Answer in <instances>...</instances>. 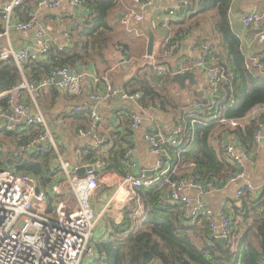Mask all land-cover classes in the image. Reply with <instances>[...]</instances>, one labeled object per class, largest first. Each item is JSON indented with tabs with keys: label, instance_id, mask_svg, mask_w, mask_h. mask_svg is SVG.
<instances>
[{
	"label": "trees",
	"instance_id": "trees-1",
	"mask_svg": "<svg viewBox=\"0 0 264 264\" xmlns=\"http://www.w3.org/2000/svg\"><path fill=\"white\" fill-rule=\"evenodd\" d=\"M82 1L89 14L72 30L69 46H50L46 60L31 57L28 64L23 65L26 80L35 83L33 91L39 108L38 90L43 91L39 85L52 71L75 69L77 63L85 68L102 60L109 47L120 46L111 40V35H116L117 30L108 22L109 13L117 7V0ZM192 1L191 12L213 14V42L217 43L218 52L212 54L215 60L212 67L222 73L215 97L217 107L224 109L227 119L242 121L251 109H264V54L256 52L252 57L244 54L240 39L230 25L231 0ZM21 8L16 10L25 15L26 10ZM179 33H183V29L177 35ZM174 41L170 40L169 44ZM141 72L125 85L124 91L138 93V105L142 109L176 115V125L182 129L179 145L164 146V150L172 166L180 168L182 164L189 163L192 167L184 175L176 172L174 179L189 177L200 185L211 183L217 189L222 188L237 173L236 165L226 156L222 137L226 133L233 135L241 149L248 153L257 141L254 138L255 122L249 119L245 125L230 131L212 122L215 109L207 105L196 107L197 100L194 104L185 103L184 92L177 91L169 73L155 75L152 64L144 66ZM21 79V72L12 59L0 62L1 93L14 88ZM71 113L80 116L74 111ZM81 113L88 117V114ZM261 118L264 121V112ZM218 130L221 131L219 144L214 147L211 139ZM38 131L37 128H24L21 132L2 129L0 135L8 143L0 141V169L11 168L36 178L51 202V186L62 173L57 153L53 149L46 155L19 153ZM123 142V138L110 134L107 143L97 151H88L86 160L89 164L100 161L106 170L124 176L129 171L130 160ZM102 148H105L103 153ZM135 192V198L124 206L122 221L111 224L106 237L92 241L105 264H145L143 255L146 252L153 257L149 264H264V192L259 197L244 193L240 199L230 202L231 233L225 247L217 243L201 216L188 217L179 204L166 198L164 190L158 187L137 188Z\"/></svg>",
	"mask_w": 264,
	"mask_h": 264
},
{
	"label": "built area",
	"instance_id": "built-area-1",
	"mask_svg": "<svg viewBox=\"0 0 264 264\" xmlns=\"http://www.w3.org/2000/svg\"><path fill=\"white\" fill-rule=\"evenodd\" d=\"M33 0H9L0 10L2 31L0 38L8 36L10 32L25 33L35 31V45L33 48L14 50L4 47L0 42V62L12 59L20 70L26 60L31 56L43 59L47 56L50 43L39 28L38 16L31 14L28 20L13 22L12 18L17 8ZM175 8L168 12L169 17L175 15L187 16L193 9L192 0H172ZM137 2H139L137 0ZM66 3L76 8H83L82 0H38L37 5L48 10L55 9ZM142 13L128 10L122 12L119 17V25L128 27L131 23L142 22ZM240 22L244 29L255 30V45L264 46V14L260 11H251L240 16ZM65 37L70 39V35ZM170 42L169 40L167 43ZM176 41L171 43V49L176 50ZM200 57L189 65H183L177 73L193 72L204 69L209 79V100L207 106L216 110L211 118L226 129L233 131L239 126L237 120H229L224 116V109L218 108L216 94L221 72L209 67L208 62L215 51L212 44L202 41L197 46ZM155 75L161 76L166 73L163 65L152 64ZM57 77L61 81L57 84L60 91L69 96H79L84 87L85 78L78 74L76 69L61 68L52 71L49 76L39 85V89L49 88L56 84ZM99 86L101 81L94 80ZM31 91L26 81H22L14 88L1 93L0 101L4 100L6 107L0 111V118L6 121L8 129L37 128L36 136L23 145L19 153L22 155L40 154L46 155L51 149H56L48 124L37 107L36 103L27 102L25 95ZM140 99L138 93H127L118 89L108 82H103L100 88L90 96L92 107L80 106L78 112L88 114L93 122V127L80 130L78 137L93 139V149L97 151L104 143L103 138H96L94 126L102 122V116L97 112L96 106L103 102L120 100L125 103H137ZM200 105L197 104L196 107ZM144 110V109H142ZM263 108L255 107L248 114V119L255 122L257 130L255 140L264 138V121L261 118ZM130 129L138 128L142 123L139 113H132L129 117ZM194 124V121L192 122ZM181 127L174 126L163 137L158 138L149 134L145 137L150 146V152L156 158V176L145 177L133 175L129 170L117 188V197L122 198V203H128L135 198L137 188L158 187L166 192H172L173 203L179 204L188 217L201 216L205 224L213 233L215 239L224 238L226 241L231 233V223L226 210H221L217 219L213 211L205 204L193 201L186 194L189 190H196L200 194L218 190L213 184L200 185L192 178L175 180L174 175L178 166H172L170 160L164 159V146H178ZM227 158L237 167V173L232 176L228 183L241 182L244 177L245 162L248 157L243 149L238 148L237 143H230L225 147ZM65 181L63 188L54 184L51 186L52 202L47 199L46 192L40 188L36 178L23 173H17L11 168L0 169V264H105L104 258L100 257L92 244V236L96 216L90 206V200L95 192L102 188L100 183L101 169L105 165L96 161L89 166L94 169L85 172L83 176L71 173L68 164L58 157ZM88 167V166H86ZM192 167V165H191ZM264 192V185L254 186L246 184L235 192V199H240L244 193ZM54 198L56 203H54Z\"/></svg>",
	"mask_w": 264,
	"mask_h": 264
},
{
	"label": "crops",
	"instance_id": "crops-1",
	"mask_svg": "<svg viewBox=\"0 0 264 264\" xmlns=\"http://www.w3.org/2000/svg\"><path fill=\"white\" fill-rule=\"evenodd\" d=\"M9 0H0V10ZM38 0L29 1L23 4L21 10H26L25 15L20 10H15L13 22H23L28 20L31 14L38 16L39 28L43 30L45 38L48 39L50 46L59 48L68 47L69 41L66 34H71L72 30L78 24L83 22V18L89 13L86 8H76L63 3L55 9L48 10L37 5ZM117 0V7L114 8L108 16V22L111 27L117 30L116 35H111L114 44L120 46H111L105 52L102 60H97L95 64H89L82 68L85 82L83 91L79 96H69L59 90L56 81L54 86L38 90L37 105L35 101V91L33 85L24 76L23 66L20 69L21 82L26 81L31 87V91L25 95L27 102H35L42 112L50 133L53 136L58 157L68 164L71 173L75 170L89 166L86 160L88 151L93 149V139L80 138L78 132L93 127V122L89 116H83L77 111L80 106L92 107L90 96L96 92L103 82H108L114 87L124 91L125 85L137 74H142L141 69L148 64H160L166 69V73L171 76L178 72L183 65H189L200 57L197 46L199 42H212L215 52H218L217 43L213 42L214 34L212 25L213 14H196L192 11L187 16L175 15L168 16L170 9L175 8L172 0ZM20 8V7H19ZM133 10L142 13L144 19L139 23H131L124 28L119 25V17L124 11ZM251 11H260L264 14V0H231L229 9V20L233 32L240 39L241 47L246 56L252 57L254 53L264 54V46L255 45V30L253 28L244 29L240 16ZM186 26H190L189 29ZM0 28L2 23L0 20ZM147 29H150L154 35L153 55L151 58L146 55ZM183 29V33H177ZM177 35V36H176ZM176 36V38H175ZM176 40L178 48L171 49V44L167 41ZM4 47H11L18 51L24 48H33L35 45V31L18 33L10 32L8 36L0 38ZM126 51V52H123ZM33 58L34 56H31ZM30 57V58H31ZM42 60H46V57ZM41 60V61H42ZM29 61L26 60L24 64ZM215 60L210 58L208 66L212 67ZM23 64V65H24ZM28 64V63H27ZM26 64V65H27ZM191 73L195 74L196 85L191 86L188 82L183 89L176 84L177 91L184 93L185 103L194 104L196 100L200 106L204 105V99L209 100L208 82L209 79L204 69H198ZM46 77V76H45ZM43 77L42 79H44ZM101 81L97 86L94 80ZM203 89V91H201ZM55 93V96L53 95ZM207 92V95L204 93ZM199 94H201L199 96ZM6 107L5 101H0V111ZM97 112L102 116V122L94 126L96 138H103L104 143L110 134L123 138L122 143L125 148L127 158L130 160L128 170L133 175H144L145 177L156 176V158L150 152V146L145 137L149 134L158 138L167 134L178 121V117L172 113H161L154 109H144L137 103H125L120 100L103 102L96 106ZM76 110V111H75ZM79 113L80 116H74L73 113ZM48 113V115H46ZM139 113L142 117L141 125L136 129H130V115ZM70 114V115H69ZM85 118V119H84ZM247 117L238 121L239 125H245ZM18 126L16 129H8L6 121L0 118V131L7 128L9 131L21 132L24 128ZM220 130L216 131L211 139V144L217 147ZM225 147L230 143H237L233 135L224 134ZM0 141L7 142V139L0 135ZM9 145V144H8ZM1 148V146H0ZM105 148L101 149L103 153ZM95 151V150H94ZM245 162L244 177L241 182L227 183L222 188L208 193L200 194L196 190H189L186 194L193 201L201 202L207 205L214 213L217 219L221 210L230 211V202L235 199V192L246 184L254 186L264 185V138L256 141L252 149L247 153ZM166 161L171 160L167 153L163 156ZM191 168V164H182L178 168L177 175H184ZM76 174H78L76 172ZM79 175V174H78ZM80 176V175H79ZM122 176L105 168L101 169L100 183L102 188L98 189L90 200V206L96 216L92 241L101 240L110 232V225L118 224L123 219V209L127 203H122V198L117 197V188ZM65 177L63 171L55 184L62 188ZM169 192V191H168ZM167 192V193H168ZM253 196L259 197L260 192H252ZM167 195V194H166ZM170 201V200H169Z\"/></svg>",
	"mask_w": 264,
	"mask_h": 264
},
{
	"label": "water",
	"instance_id": "water-1",
	"mask_svg": "<svg viewBox=\"0 0 264 264\" xmlns=\"http://www.w3.org/2000/svg\"><path fill=\"white\" fill-rule=\"evenodd\" d=\"M158 1V0H156ZM147 33H148V39H147V46H146V55L147 57L151 58L152 55H153V47H154V35L152 33V31L150 29H147ZM76 71L78 74H82V68L80 66L79 63L76 64ZM195 77V74L194 73H191V72H186V73H176L172 76V81L174 83H176L178 85L179 88L183 89L186 85V82L189 83V85L191 86H194L196 85V81L194 79ZM57 82H60L61 81V77H57L56 79ZM35 87V84L33 85V88ZM203 91V89L201 90ZM206 95H207V92H204ZM201 94H199L200 96ZM208 95H209V92H208ZM202 103L205 105L207 103V100L204 99L202 101ZM94 169L93 166H88V167H82V168H79L77 170V173L80 175V176H83L85 174V172H89V171H92ZM166 198L168 200H172V192L169 191L166 195ZM217 243L222 246V247H225L226 244H227V241L224 239V238H219L217 239ZM153 260V257L150 253L146 252L144 253L143 255V263L145 264H149L151 261Z\"/></svg>",
	"mask_w": 264,
	"mask_h": 264
},
{
	"label": "rangeland",
	"instance_id": "rangeland-1",
	"mask_svg": "<svg viewBox=\"0 0 264 264\" xmlns=\"http://www.w3.org/2000/svg\"><path fill=\"white\" fill-rule=\"evenodd\" d=\"M208 43H210V44H212V42H208ZM213 45V44H212ZM1 169H3V168H1ZM52 202V201H51ZM50 202V203H51ZM54 203H56V199L54 198ZM92 238H93V236H92ZM86 263V260H84L83 262H82V264H85Z\"/></svg>",
	"mask_w": 264,
	"mask_h": 264
}]
</instances>
